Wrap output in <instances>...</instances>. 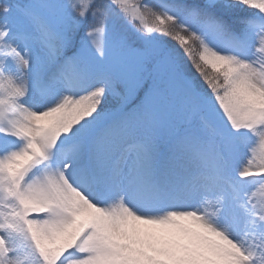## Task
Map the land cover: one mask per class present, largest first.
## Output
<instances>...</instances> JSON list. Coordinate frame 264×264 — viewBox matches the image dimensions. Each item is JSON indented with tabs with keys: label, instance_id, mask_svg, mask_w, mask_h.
Masks as SVG:
<instances>
[{
	"label": "snow or ice",
	"instance_id": "6c2138e0",
	"mask_svg": "<svg viewBox=\"0 0 264 264\" xmlns=\"http://www.w3.org/2000/svg\"><path fill=\"white\" fill-rule=\"evenodd\" d=\"M0 264H264V0H0Z\"/></svg>",
	"mask_w": 264,
	"mask_h": 264
},
{
	"label": "rangeland",
	"instance_id": "374dc122",
	"mask_svg": "<svg viewBox=\"0 0 264 264\" xmlns=\"http://www.w3.org/2000/svg\"><path fill=\"white\" fill-rule=\"evenodd\" d=\"M149 2H152V0H149Z\"/></svg>",
	"mask_w": 264,
	"mask_h": 264
}]
</instances>
